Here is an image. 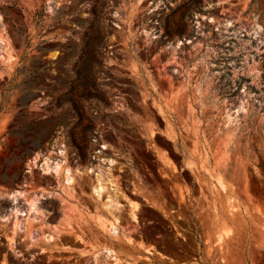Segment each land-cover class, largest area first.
<instances>
[{"label":"rangeland","instance_id":"374dc122","mask_svg":"<svg viewBox=\"0 0 264 264\" xmlns=\"http://www.w3.org/2000/svg\"><path fill=\"white\" fill-rule=\"evenodd\" d=\"M13 178L0 264H264V0H0Z\"/></svg>","mask_w":264,"mask_h":264},{"label":"trees","instance_id":"16d2710c","mask_svg":"<svg viewBox=\"0 0 264 264\" xmlns=\"http://www.w3.org/2000/svg\"><path fill=\"white\" fill-rule=\"evenodd\" d=\"M29 145H30L29 150H33L34 148H36L37 146L40 145V141L37 144H29ZM21 154H22L21 157H23L24 155H26V153H24V152L21 153ZM0 182H2V183L8 182L9 184L14 185L15 184V179L14 178L13 179H0Z\"/></svg>","mask_w":264,"mask_h":264}]
</instances>
